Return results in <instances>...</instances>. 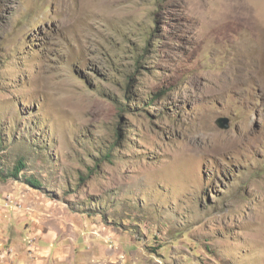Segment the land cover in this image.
Listing matches in <instances>:
<instances>
[{
  "label": "rangeland",
  "instance_id": "rangeland-1",
  "mask_svg": "<svg viewBox=\"0 0 264 264\" xmlns=\"http://www.w3.org/2000/svg\"><path fill=\"white\" fill-rule=\"evenodd\" d=\"M0 197V264H264V0H0Z\"/></svg>",
  "mask_w": 264,
  "mask_h": 264
},
{
  "label": "water",
  "instance_id": "water-1",
  "mask_svg": "<svg viewBox=\"0 0 264 264\" xmlns=\"http://www.w3.org/2000/svg\"><path fill=\"white\" fill-rule=\"evenodd\" d=\"M216 123L219 125V127L228 129L230 127V119L227 117H220L216 120Z\"/></svg>",
  "mask_w": 264,
  "mask_h": 264
},
{
  "label": "trees",
  "instance_id": "trees-1",
  "mask_svg": "<svg viewBox=\"0 0 264 264\" xmlns=\"http://www.w3.org/2000/svg\"><path fill=\"white\" fill-rule=\"evenodd\" d=\"M15 174V175H14ZM11 176H14V177H18L19 175H18V172L17 173H13ZM27 181H25V182H27L28 184H30L31 186H33V187H35V188H41V183L38 181V180H32V179H29V178H27L26 179Z\"/></svg>",
  "mask_w": 264,
  "mask_h": 264
},
{
  "label": "clouds",
  "instance_id": "clouds-1",
  "mask_svg": "<svg viewBox=\"0 0 264 264\" xmlns=\"http://www.w3.org/2000/svg\"><path fill=\"white\" fill-rule=\"evenodd\" d=\"M1 198V197H0ZM7 198V197H6ZM6 198H1V200H0V204L2 205V209H10V208H16V203H15V201L14 200H12L11 201V205L10 206H8V207H4V204L3 203H5V201H6ZM1 209V210H2Z\"/></svg>",
  "mask_w": 264,
  "mask_h": 264
},
{
  "label": "built area",
  "instance_id": "built-area-1",
  "mask_svg": "<svg viewBox=\"0 0 264 264\" xmlns=\"http://www.w3.org/2000/svg\"><path fill=\"white\" fill-rule=\"evenodd\" d=\"M11 201H12V199L11 198H9V197H7L6 198V201H5V203H4V207H8V206H10L11 205ZM20 204H16V207L17 206H19ZM2 209V205L0 204V210Z\"/></svg>",
  "mask_w": 264,
  "mask_h": 264
}]
</instances>
